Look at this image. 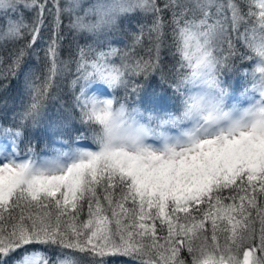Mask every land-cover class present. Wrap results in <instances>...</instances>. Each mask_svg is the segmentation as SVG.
Listing matches in <instances>:
<instances>
[{"label":"snow or ice","instance_id":"6c2138e0","mask_svg":"<svg viewBox=\"0 0 264 264\" xmlns=\"http://www.w3.org/2000/svg\"><path fill=\"white\" fill-rule=\"evenodd\" d=\"M255 2L259 12L248 13L256 17L255 25L242 34L250 51L255 37L264 36V0ZM194 5L201 14L199 19L195 12L192 19H185L188 8L177 13L176 0L165 4V8H173L177 51L183 61L180 67L187 69L170 85L180 95L189 71L219 79L231 67L228 60L235 49L228 21L233 31L247 23L235 2L227 5L231 16L223 19L216 18L225 8L217 0H194ZM20 7L35 13L32 23H25L21 14L0 29V43L15 45L29 37L13 47L7 72L0 73V79L22 76L27 97L15 114L18 126L2 129L11 150L0 143V264H8L19 250L24 254L13 264H108L110 257H129L140 264H189L182 255L185 252L191 256L190 264H264V108L247 122L235 121L226 127L218 126L210 112L180 135L165 137L161 145L130 150L113 141L101 144L92 122L99 101L85 95V85L98 79L115 82L116 96L117 90L128 88L129 77L159 66L160 45L156 44L157 63L129 62L128 52L121 55V49L110 44L108 51L98 52L89 62L85 47L91 45H87L79 49L78 75L71 81L73 89H79L73 105L78 115L65 109L57 126L70 128L77 122L84 131L72 144L63 140L68 146L53 149L51 155L39 156L31 144L22 154L25 129L39 126L54 78L59 75L63 15L73 17L70 29L86 33L77 29L78 18L73 16L81 8L79 0H66L63 7L60 0H0V13L5 15ZM119 11L138 10L121 7ZM139 11L157 14L151 31L159 41L164 27L159 13L164 9L156 0H141ZM47 15L53 18L52 35L41 48ZM140 42L136 37L135 43ZM224 44L227 56L217 55L224 52ZM41 51L49 67L43 85H38L36 70L26 62L39 60ZM116 57L122 61L119 65L113 60ZM3 62L0 56V64ZM260 96L256 103L264 104V92ZM192 108L199 111L195 105ZM184 116V120L177 117L174 126L191 120L192 112ZM85 140L90 143H83ZM85 207L86 218H82ZM37 245L58 249L61 256L53 261L44 251H28L29 246Z\"/></svg>","mask_w":264,"mask_h":264},{"label":"trees","instance_id":"16d2710c","mask_svg":"<svg viewBox=\"0 0 264 264\" xmlns=\"http://www.w3.org/2000/svg\"><path fill=\"white\" fill-rule=\"evenodd\" d=\"M168 0H156L157 6L164 9L161 16V22L163 23V35L160 40L157 41L156 33L151 31L157 14L152 12L135 11L133 17L123 16L119 19V27L109 34H106L103 39H98L87 34H77L74 30L68 27L71 19L68 14L63 15L62 20V36L63 40L59 49V57L57 59V65L59 75L54 78V84L50 89L49 98L45 101V107L43 109V116L40 124L35 129L28 127L25 129L23 142L20 144L21 153L25 146L31 144L35 152L39 156L51 155L53 149L67 147L62 143L63 140H67L69 144L74 143V137L80 132L84 131L79 123L73 122L70 128L57 127L61 120L65 117V107H71L74 105L73 91L71 90L72 84L66 80L68 74L73 75L79 62V49L87 45L91 47H85L86 59L91 62L97 56L100 51H108L109 44L112 47L121 49V55L123 52H128L129 56L126 58L129 62L134 59L151 60L153 63H157L156 60V44L159 43V61L158 67L154 70H149L147 74L129 77L130 83L127 89H119L115 92V95L121 100H126L130 105H138L145 113H155L158 116H166L169 111L178 113L180 111V104L182 95L177 94L176 91L170 86L182 76L187 69L181 68L180 65L183 61L177 51L178 38L176 36V26L172 22L173 8H165V4ZM218 3L225 5L223 16L230 17L231 11L227 7L230 2H235L239 5L242 13L245 15L246 24H242L239 31H233L229 23V34L232 44L235 49L234 55L228 60V64L231 66L221 73L219 79L221 81V87L228 90L229 95L227 97L228 102L232 100L237 102L242 100V90L251 85V79L248 75L253 65L256 63L253 57V53L247 48L243 33L248 28L255 25L256 17L248 15L249 10L258 13L259 9L256 6L255 0H217ZM61 4V3H60ZM184 8H188L185 19H192L195 12V18H201V14L195 10L194 0H176L175 10L179 13ZM215 14V8L212 9ZM23 15L25 23H32L35 13L20 7L16 12H8L6 15L0 13V29L6 27L9 17L13 20H18ZM47 21V16L45 23ZM212 22V20H210ZM183 20H181V25ZM49 26L50 29H45ZM42 35L44 40L40 41V47H46L47 39L52 35V24L49 23L42 29ZM140 37V43H135V38ZM29 37H25L24 40L17 42L15 45L10 42L0 43V56L4 57V62L0 64V73H6L8 65L10 64L9 52L13 47H19ZM224 52H218L217 55L227 56V44L222 46ZM116 64H120L122 61L119 57L113 58ZM27 67L34 68L36 75L39 77L37 81L38 85H43L47 76V69L49 67L48 61L44 58L43 51L40 52V59L29 58L26 62ZM248 69L249 72L246 70ZM247 71V73H245ZM66 77V78H65ZM65 81V82H64ZM23 77L7 76V79H0V143L5 144L11 149L9 138H7L2 129L13 128L15 129L18 116L16 113L22 110L23 104L27 102V97L24 95ZM133 89H136L135 91ZM186 91V89L184 90ZM114 95V93H113ZM179 103V104H178ZM148 104L149 106H145ZM231 104V103H230ZM67 108V107H66ZM85 213L82 218H86ZM39 249L47 253L49 257L54 261L61 253L55 248H43L42 246H29L28 251ZM72 253V250H66ZM24 250H19L9 259L8 264H13V261H18L22 258ZM185 259L191 262V256L186 252L182 253ZM108 264H140L139 260H133L129 257H110L108 258Z\"/></svg>","mask_w":264,"mask_h":264},{"label":"clouds","instance_id":"9594fccd","mask_svg":"<svg viewBox=\"0 0 264 264\" xmlns=\"http://www.w3.org/2000/svg\"><path fill=\"white\" fill-rule=\"evenodd\" d=\"M141 0H79L81 8L73 13L78 30L95 37L111 32L119 27V19L123 14L119 9H140ZM251 52L256 63L250 70L251 89L261 98L264 92V36L258 34L251 42ZM111 90L118 85L98 79ZM187 89V91H184ZM229 92L221 87L220 79L208 75H194L189 71L183 83V95L178 113L158 116L155 113H145L138 105L132 106L127 101L117 96L97 100L96 113L92 115V122L97 131L98 142L101 144L109 141L118 146L123 145L130 150L138 146L161 145L165 137H175L193 123L207 116L210 112L219 121L218 126H228L235 121L247 122L252 114L264 108V104L254 102L241 105L238 102L229 104ZM111 101V104H107ZM195 105L199 111L192 108ZM192 112V119L174 126L173 121L179 117L185 119L184 114ZM202 122V121H201Z\"/></svg>","mask_w":264,"mask_h":264},{"label":"rangeland","instance_id":"374dc122","mask_svg":"<svg viewBox=\"0 0 264 264\" xmlns=\"http://www.w3.org/2000/svg\"><path fill=\"white\" fill-rule=\"evenodd\" d=\"M60 3H61V6L63 7L65 4H66V0H60ZM49 7H51V2L49 3V5H48ZM135 14H134V12H132V13H126V14H123L121 17H123V16H127V17H133ZM7 17H8V19H13L12 17H9V15H7ZM52 16L51 15H47V21H46V23H45V25H48L49 23H51V21H52ZM5 22H7L6 20H5ZM45 29H50L49 28V26H47V28H45ZM106 34H109V32L108 33H105V34H102V35H100V36H98V39H103L104 38V36L106 35ZM248 72H249V70L248 69H246ZM247 71H245V73H247ZM248 74V73H247ZM78 74H77V72H76V70L74 71V73H73V75H71V74H68L65 78H66V80L65 81H68V82H70L71 83V81L73 80V79H75L76 78V76H77ZM249 76H250V72H249V74H248ZM64 81V82H65ZM251 81V80H250ZM252 82V81H251ZM251 85H249L248 87H247V91H246V89H244V90H242V94H240V96L241 97H243V99L242 100H238L237 99V102L239 103V104H241V105H248V104H250V103H252V102H254L255 100H257L259 97L255 94V92L251 89V87H250ZM71 90L73 91V95H74V97L76 96V95H78V91H79V89H73V87L71 86ZM186 91H187V89H186ZM112 92H113V90H111L109 87H107L106 86V84H104L103 82H101V81H99V80H92V81H89V82H87V84L85 85V95L86 96H95V97H97V98H99V99H103V98H110V97H112ZM73 102L75 103V99H73ZM233 101L231 100L230 101V103H232ZM229 103V104H230ZM179 104V103H178ZM145 106H149L148 104H145ZM67 107V108H66ZM65 107V109H72L73 110V112L76 114V115H78V111L76 110V109H74L73 108V105L71 106V107H69V106H66ZM171 113H173V111H169L168 113H165V114H171ZM80 125V124H79ZM81 126V125H80ZM82 128H84L83 126H81ZM69 130H75L74 129V127H70V129ZM83 143H85V144H89L90 142L89 141H87V140H85ZM9 150H10V148H8ZM46 156V155H45Z\"/></svg>","mask_w":264,"mask_h":264}]
</instances>
